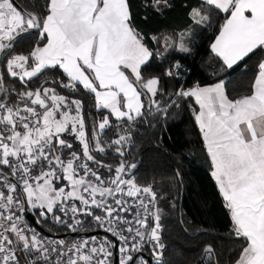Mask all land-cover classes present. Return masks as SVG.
Instances as JSON below:
<instances>
[{
	"label": "snow or ice",
	"instance_id": "1",
	"mask_svg": "<svg viewBox=\"0 0 264 264\" xmlns=\"http://www.w3.org/2000/svg\"><path fill=\"white\" fill-rule=\"evenodd\" d=\"M201 7L208 14L190 13L197 25L210 26L211 15L225 14L210 44L224 71L242 62L246 68V58L264 52V0H203ZM132 19L129 0H47L43 14L0 0V264H149L146 251L163 264L156 193L137 183V164L127 160L126 148L131 126L146 110L167 114V108L157 99L160 78L144 74L156 54ZM30 30L39 41L26 55L14 53L13 41ZM178 50L191 51L183 42ZM181 68L174 63L165 74L178 76ZM49 69L63 76L28 87ZM7 77L23 90L8 88ZM81 89L94 96L100 115L91 130L84 102L75 98ZM175 96L198 106L193 115L211 176L240 240L235 264H264V59L239 98L229 97L223 80L182 87ZM113 129L114 139H102ZM109 150L121 158L115 167L98 158ZM28 210L38 224L51 218L73 232L83 226L81 217H90L105 235L71 244L46 239L25 224ZM205 253L211 258V246Z\"/></svg>",
	"mask_w": 264,
	"mask_h": 264
},
{
	"label": "trees",
	"instance_id": "2",
	"mask_svg": "<svg viewBox=\"0 0 264 264\" xmlns=\"http://www.w3.org/2000/svg\"><path fill=\"white\" fill-rule=\"evenodd\" d=\"M16 1L37 14L46 10L47 0ZM129 3L133 26L156 54L144 74L160 78L162 91L157 99L161 108H167V114L154 107L150 112L146 110L144 117L131 126L132 139L126 148V158L133 157L137 161L136 180L150 185L156 193L161 242L165 245L163 264H234L240 252V240L232 231L230 213L211 176V161L193 115L197 105L191 98L176 97L175 92L182 87L189 89L197 84L223 80L231 99L246 95L264 52L257 50L251 58H246V68L242 62L224 71L222 62L211 52L210 44L225 14L211 15L210 26L197 25L190 13L193 8H199L208 14L207 8L201 7L202 0H168L167 5L159 6L150 0H129ZM153 36L160 42H154ZM179 39L190 52L178 50ZM38 41L36 33L22 36L14 43V53L26 55ZM177 62L182 65L180 74L167 76L166 71ZM4 70L3 59L0 72ZM62 76V72L45 70L29 82L28 87L34 90L44 81ZM6 86L23 90L11 77L6 78ZM45 86L56 87L51 83ZM57 91L64 95L69 93L68 89L57 88ZM75 98L84 102L85 121L91 130L93 121L100 119L93 108L94 96L81 89ZM115 132V129L108 131L102 138L114 139ZM98 158L112 163L121 159L111 150ZM208 246L213 249L211 258L204 251Z\"/></svg>",
	"mask_w": 264,
	"mask_h": 264
},
{
	"label": "built area",
	"instance_id": "3",
	"mask_svg": "<svg viewBox=\"0 0 264 264\" xmlns=\"http://www.w3.org/2000/svg\"><path fill=\"white\" fill-rule=\"evenodd\" d=\"M127 160L129 162H134L137 164V161H135L133 157L127 158ZM118 162L112 163V161H109L105 163L111 164L113 167H115L118 164ZM93 167H95V165H93ZM100 171L104 173L105 175H107L106 169H100ZM137 183L142 186H149L146 184L139 183L138 181ZM155 207L157 208V203ZM28 215H31L33 217V221L29 220ZM36 217L37 216L32 210H28L26 213L23 214L22 219L24 220L27 226H29L30 228L36 229L38 234L46 239H52V240L64 239L66 243L71 244L74 241H79L83 238H87L93 235H97L100 237H103L105 235L102 230L97 229L95 227L94 223H90L91 221L90 217H81V219L84 221V224L83 226L80 227L79 231H76V232H73L70 229L66 228L63 224L55 223L51 218H49L47 221H43L42 223L38 224L36 222L38 217L37 218ZM65 219H68V218L66 217ZM21 226L24 227V224H22ZM67 234H69L68 237H63L64 235H67ZM143 254L149 255L151 261H155L154 258L150 255V251H146ZM64 259H66V257ZM24 264H27L26 260L24 261Z\"/></svg>",
	"mask_w": 264,
	"mask_h": 264
},
{
	"label": "water",
	"instance_id": "4",
	"mask_svg": "<svg viewBox=\"0 0 264 264\" xmlns=\"http://www.w3.org/2000/svg\"><path fill=\"white\" fill-rule=\"evenodd\" d=\"M13 2H14V4H15L19 9H21L20 6L15 2V0H13ZM22 10H23V9H22ZM23 11H24V10H23ZM35 32H36V30H30L29 32H26V33L21 34L19 37L16 38V40H17L18 38H20L21 36L25 35V34H30V33H35ZM3 59H4V55H3V54H0V68H1V63H2V60H3ZM0 73H1V72H0ZM28 218H29V220L33 221V217H32L31 215H28ZM68 236H69V234L64 235L63 237H68ZM204 251H205V249H204ZM142 255L144 256V258H145L146 260L149 261V264H152V261H151L149 255H144V254H142Z\"/></svg>",
	"mask_w": 264,
	"mask_h": 264
},
{
	"label": "flooded vegetation",
	"instance_id": "5",
	"mask_svg": "<svg viewBox=\"0 0 264 264\" xmlns=\"http://www.w3.org/2000/svg\"><path fill=\"white\" fill-rule=\"evenodd\" d=\"M15 2L20 6V8L21 9H23L25 12H33L32 10H27V9H25V7H23V5H21V4H19L16 0H15ZM36 33V32H35ZM31 34H34V33H30V34H25V35H31ZM25 35H23V36H25ZM22 37V36H21ZM20 37V38H21ZM20 38H18L17 40H15V41H13V44L16 42V41H18ZM3 61V60H2ZM2 64V63H1Z\"/></svg>",
	"mask_w": 264,
	"mask_h": 264
},
{
	"label": "rangeland",
	"instance_id": "6",
	"mask_svg": "<svg viewBox=\"0 0 264 264\" xmlns=\"http://www.w3.org/2000/svg\"><path fill=\"white\" fill-rule=\"evenodd\" d=\"M181 42H183L182 40H180L179 39V41H178V43L180 44ZM209 85H213V84H208V85H201V87H204V86H209ZM194 87V86H193ZM69 91V90H68ZM70 93H68V95H69ZM67 96V95H66ZM93 108L94 109H96V107H95V100L93 99ZM92 108V109H93ZM103 139V138H102ZM78 148V147H77ZM37 218V217H36Z\"/></svg>",
	"mask_w": 264,
	"mask_h": 264
},
{
	"label": "crops",
	"instance_id": "7",
	"mask_svg": "<svg viewBox=\"0 0 264 264\" xmlns=\"http://www.w3.org/2000/svg\"><path fill=\"white\" fill-rule=\"evenodd\" d=\"M202 1H203V0H202ZM222 23H223V20H222V22L220 23V25H221ZM220 25H219V27H220ZM217 34H218V32H217ZM217 34H216V35H217ZM216 35H215V36H216ZM214 38H215V37H214ZM213 41H214V39L212 40V42H213ZM212 42H211V43H212ZM210 50H211V48H210ZM211 52H212V51H211ZM216 83H217V82H216ZM213 84H215V83H213ZM191 88H192V87H191ZM189 89H190V88H189ZM193 100H194V99H193ZM194 102H195V101H194ZM197 110H198V106H197ZM211 171H212V169H211ZM216 186H217V185H216ZM217 188H218V187H217ZM234 264H235V263H234Z\"/></svg>",
	"mask_w": 264,
	"mask_h": 264
}]
</instances>
